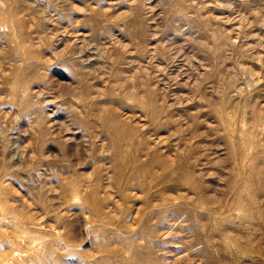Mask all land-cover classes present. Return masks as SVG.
<instances>
[{"label":"rangeland","instance_id":"1","mask_svg":"<svg viewBox=\"0 0 264 264\" xmlns=\"http://www.w3.org/2000/svg\"><path fill=\"white\" fill-rule=\"evenodd\" d=\"M0 264H264V0H0Z\"/></svg>","mask_w":264,"mask_h":264}]
</instances>
